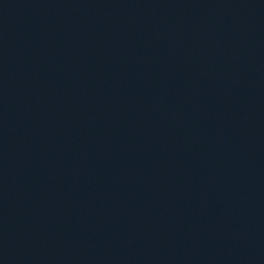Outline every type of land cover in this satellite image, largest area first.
Returning <instances> with one entry per match:
<instances>
[{
    "label": "water",
    "instance_id": "water-1",
    "mask_svg": "<svg viewBox=\"0 0 264 264\" xmlns=\"http://www.w3.org/2000/svg\"><path fill=\"white\" fill-rule=\"evenodd\" d=\"M0 264H264V0H0Z\"/></svg>",
    "mask_w": 264,
    "mask_h": 264
}]
</instances>
